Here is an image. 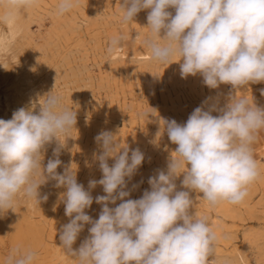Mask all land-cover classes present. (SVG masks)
I'll return each instance as SVG.
<instances>
[{
	"label": "clouds",
	"instance_id": "9594fccd",
	"mask_svg": "<svg viewBox=\"0 0 264 264\" xmlns=\"http://www.w3.org/2000/svg\"><path fill=\"white\" fill-rule=\"evenodd\" d=\"M37 2L6 0L7 12L0 19L7 23L13 9L31 8ZM78 2L59 0L57 14L71 11ZM169 8L175 9L174 16ZM144 9H150V35L143 46L162 64L179 56L181 78L200 74L209 89L264 82V0H122L121 23L133 22ZM127 39L113 36L107 53H114ZM260 94L264 96V88ZM43 98L38 113L21 107L11 119H0V215L13 210L18 196L46 202L48 194L41 195L39 188L53 180L54 187L66 189L61 199L70 219L62 225L59 239L76 264H208L218 237L208 217L190 214V193L202 194L211 207L245 200L248 186L261 174L252 145L264 130V107L230 92L223 107L213 104L206 110L203 104L210 99L206 98L183 124L161 118V131L177 145L175 156H170L167 171L158 170L148 178L150 190L139 199L125 198L144 153L121 147L111 131L102 130L94 137L101 149L94 158L102 178L89 180V189L102 185L105 195L95 197L102 209L93 220L85 209L94 198L77 182L76 171L70 166L57 172L63 163L60 137H70L77 113L63 106V97L53 91ZM213 111L220 114L214 116ZM54 139L60 146L42 165L46 145ZM109 158L114 159L111 166ZM181 175V186L187 190L178 191L175 181ZM117 200L121 201L117 206H109ZM85 225H91L89 235L74 249ZM37 257L33 249L17 245L4 264H36Z\"/></svg>",
	"mask_w": 264,
	"mask_h": 264
},
{
	"label": "rangeland",
	"instance_id": "374dc122",
	"mask_svg": "<svg viewBox=\"0 0 264 264\" xmlns=\"http://www.w3.org/2000/svg\"><path fill=\"white\" fill-rule=\"evenodd\" d=\"M58 3L38 0L31 8L13 9L23 19L6 50L0 52V119H11L21 107L38 113L43 97L51 91L63 97V106L76 111L77 122L70 137H60L63 146L59 158L63 163L57 172L70 166L76 171L77 182L94 198L91 207L85 209L93 220L99 218L102 209L95 197L105 195L102 185L89 189V180L102 178L94 158V153L101 151L94 137L102 130L111 131L121 147L139 148L144 153L142 165L128 182L130 196L125 198L139 199L150 190L148 178L158 170L167 171L170 156H175L177 145L166 131H161V118L183 124L206 98H210L203 104L206 110L213 104L223 107L230 92L237 97L245 95L264 107V96L260 94L264 82L236 89L221 84L218 89H209L200 74L181 78L179 56L170 64L153 60L142 44L150 35V9L141 10L133 22L124 24L122 0H79L64 15L57 14ZM168 11L175 15L174 8ZM6 12V0H0V18ZM7 28L8 24L0 19V34L8 32ZM118 34L128 39L120 47L121 55L110 59L107 47ZM160 35L162 38L163 30ZM219 114L212 112L214 116ZM58 146L55 139L46 145L42 165L53 157V148ZM252 148L261 174L248 186L242 203L221 202L211 207L202 194L190 193V214L208 217L218 237L208 264H264V130ZM108 163L111 166L114 159L109 158ZM182 179L183 175L175 181L178 191L187 190L181 186ZM54 185L55 181L49 180L39 188L41 195L48 194L46 202L38 204L18 196L13 210L0 215V264L17 245L36 251V264H76L59 239L62 225L70 219L65 216L61 199L66 189ZM90 227L85 225L74 249L89 235Z\"/></svg>",
	"mask_w": 264,
	"mask_h": 264
},
{
	"label": "bare ground",
	"instance_id": "6f19581e",
	"mask_svg": "<svg viewBox=\"0 0 264 264\" xmlns=\"http://www.w3.org/2000/svg\"><path fill=\"white\" fill-rule=\"evenodd\" d=\"M12 19L11 20H9L7 23H5V24H8V28H7V30H8V32L6 31V33L5 34H2V32H1V34H0V52L1 51H5L6 50V48L8 47V45H9V42H10V40H11V38H12V35H13V31L16 29V27L19 25V23L21 22V20L23 19V16H21L20 15V13H18V12H14L13 10H12ZM20 26H21V24H20ZM18 28V27H17ZM18 30V29H17ZM16 30V31H17ZM20 30V29H19ZM15 32V31H14ZM19 32V31H18ZM17 33V32H16ZM16 35V34H15ZM123 53V52H122ZM109 55V58L110 59H114L115 57H117V56H120L121 55V48H118L114 53H112V54H108ZM122 56H125V55H122ZM128 56V55H127ZM131 56V55H130ZM14 85H16L15 83H14ZM239 256V255H238ZM242 257V256H241ZM240 257V260L241 261H243V257L241 258ZM238 258V257H237ZM239 260V259H238ZM3 261H5V260H3ZM240 264H241V262H239ZM243 263V262H242Z\"/></svg>",
	"mask_w": 264,
	"mask_h": 264
}]
</instances>
